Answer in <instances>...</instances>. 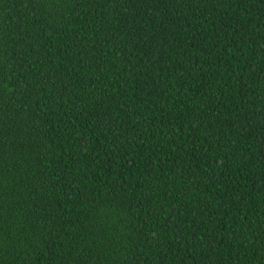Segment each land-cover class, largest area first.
I'll return each instance as SVG.
<instances>
[{"label": "trees", "instance_id": "1", "mask_svg": "<svg viewBox=\"0 0 264 264\" xmlns=\"http://www.w3.org/2000/svg\"><path fill=\"white\" fill-rule=\"evenodd\" d=\"M0 264H264V0H0Z\"/></svg>", "mask_w": 264, "mask_h": 264}]
</instances>
